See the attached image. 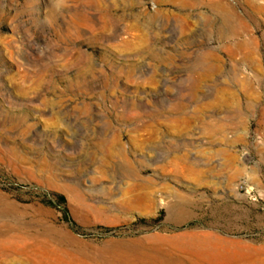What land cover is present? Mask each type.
<instances>
[{
	"label": "rangeland",
	"instance_id": "1",
	"mask_svg": "<svg viewBox=\"0 0 264 264\" xmlns=\"http://www.w3.org/2000/svg\"><path fill=\"white\" fill-rule=\"evenodd\" d=\"M2 244L264 260V0H0Z\"/></svg>",
	"mask_w": 264,
	"mask_h": 264
},
{
	"label": "bare ground",
	"instance_id": "2",
	"mask_svg": "<svg viewBox=\"0 0 264 264\" xmlns=\"http://www.w3.org/2000/svg\"><path fill=\"white\" fill-rule=\"evenodd\" d=\"M25 246H23V245H19V246L12 245L10 250L14 251L16 253L21 252L23 254H26L33 261V264H51L46 259H43L40 256L41 255L40 252H37V251L35 252L31 248H28ZM7 247L8 246L2 244V246H0V250H5ZM245 252H246V250H245ZM195 256H196V252H195ZM197 256L199 258H202L205 256L206 259H203V262H201V263L199 261H197L196 259H194V260L189 259V263H191V264H264V260L245 261V262L233 261L229 257L225 256L222 252L218 251L217 249L198 250ZM181 264H187V263L181 262Z\"/></svg>",
	"mask_w": 264,
	"mask_h": 264
}]
</instances>
